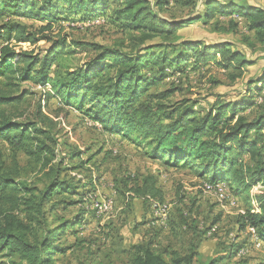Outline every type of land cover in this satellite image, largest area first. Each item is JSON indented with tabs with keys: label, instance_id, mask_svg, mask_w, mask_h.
<instances>
[{
	"label": "trees",
	"instance_id": "obj_1",
	"mask_svg": "<svg viewBox=\"0 0 264 264\" xmlns=\"http://www.w3.org/2000/svg\"><path fill=\"white\" fill-rule=\"evenodd\" d=\"M252 1L255 3L249 0H0V18L46 24L36 31L20 22L0 26V41H6L0 48V108H3L0 141L14 155L25 152L39 161L42 169L50 168L51 180L36 194L34 188L18 181L20 169L16 158L9 166L0 159V257L18 260L12 264H56L54 255L65 253L58 244L59 235L69 229L77 234L74 228L79 223L64 222L59 228L49 227L47 208L53 197L79 195L80 189L61 180L59 166H51L57 157V140L36 122L13 120L4 110L22 101L26 92L15 91L23 90L21 83L28 81L43 88L51 86L53 97L89 117L106 133L122 136L142 148L154 161L171 168H187L205 183L226 186L237 196L252 197L255 208L238 219V232L248 238V244L233 242L226 258L213 259L208 264L247 257H238V252L252 249L248 228L256 230L264 248V192L252 194L254 188L264 185V108H257L253 96L264 89V73L248 81L249 98L216 103L204 114L185 101L170 105L168 101L179 90L177 87L159 93L151 90L176 75L189 77L191 71L209 67L229 72L236 79L243 77L245 69L256 62L249 60L236 43L182 39L179 33L201 23L211 25L215 32L233 34L244 27L247 32L243 36L244 44L252 52L257 45L264 50V0ZM107 14L108 20L133 35L132 50L79 41L71 45L65 38L51 40L42 34L58 21L91 23L106 18ZM226 20L227 27L221 23ZM12 40L31 45L51 41V47L45 55L17 52L9 44ZM154 41L157 43L149 44ZM73 47L90 48L97 54L86 68L80 67L66 76L57 70L52 78L56 60L73 54ZM108 70L114 72L105 76ZM128 192V199L136 197L143 199L144 204L152 205V201L164 204L157 176L143 177ZM21 210L28 224L16 216ZM217 225L202 234L195 228L190 248L184 254L156 252L150 242L133 245L128 264H196L200 238L213 227L218 231ZM239 264L248 262L241 260Z\"/></svg>",
	"mask_w": 264,
	"mask_h": 264
},
{
	"label": "rangeland",
	"instance_id": "obj_2",
	"mask_svg": "<svg viewBox=\"0 0 264 264\" xmlns=\"http://www.w3.org/2000/svg\"><path fill=\"white\" fill-rule=\"evenodd\" d=\"M249 3L255 2L249 0ZM108 15L91 23L58 21L51 30L42 34L51 40L65 38L71 45L79 41L100 44L103 48L132 50L133 35L123 32L111 19L108 20ZM166 16L170 17L169 14ZM234 19L243 22L237 17ZM18 22L31 31L46 25L33 20L0 18V26ZM221 23L228 26V20ZM179 34L182 39H197L208 43L232 41L245 52L249 60L256 63L247 67L243 77L238 79L231 77L229 72L209 67L191 71L189 77L176 75L164 85L151 90L159 93L177 87L179 90L168 103L176 105L185 101L200 114L206 113L219 102H238L249 98L246 90L248 81L256 80L264 73V50L257 45L253 53L244 44L243 36L247 34L244 27L233 34L215 32L211 25L201 23L182 29ZM5 43L0 41V48ZM156 43L154 41L149 44ZM9 44L17 52L27 51L40 55H45L51 47V41L44 40L36 45L16 43L13 40ZM73 51V54L59 56L53 67L52 78H55L57 70L66 76L68 72L80 67L86 68L97 54L90 48L73 47ZM112 72L108 70L104 75ZM21 86L23 90L15 92H26V96L17 105L4 108L5 112L13 120L36 122L39 127L52 133L58 146L55 151L57 157L51 166L61 168L62 181L71 182L80 188L79 195L54 196L47 208L50 228H59L64 222L79 221L74 228L77 234L69 229L59 235L58 244L65 253L54 255L56 264H128L131 247L149 242L156 252L168 251L164 253L170 254L176 251L184 254L190 248L194 229L197 228V232L202 234L214 224H218V231L214 235H203L197 239L200 238L201 247L196 264H208L213 259L226 258L233 242L236 245L248 244V238L238 232V219L247 210L255 208L250 195L237 196L225 186L223 189L228 199L220 202L215 193L203 192L205 180L191 170L164 166L122 136L113 137L106 133L89 117L53 97L51 86L43 88L32 81L21 83ZM254 94L257 108H264V89L259 95ZM257 108L252 111L257 112ZM72 155L78 157L71 158ZM13 158H16L20 169L18 181L34 188L36 194L50 184V168L42 169L39 161L25 152L14 155L11 148L0 141V159L9 166ZM147 175L159 179L164 197L162 202L169 206L166 220L157 215L150 203L144 204L143 199H128L130 187L141 182ZM263 192L264 185L252 190L254 195ZM109 199H113V208L105 210ZM71 202L73 205H67ZM98 204L101 210L97 208ZM52 206L55 207L50 210ZM16 216L25 224L29 223L22 210ZM241 260L248 264H264V248L251 249L245 258L236 257L230 262L222 260L218 264H239ZM13 262L18 260L0 257V264Z\"/></svg>",
	"mask_w": 264,
	"mask_h": 264
},
{
	"label": "built area",
	"instance_id": "obj_3",
	"mask_svg": "<svg viewBox=\"0 0 264 264\" xmlns=\"http://www.w3.org/2000/svg\"><path fill=\"white\" fill-rule=\"evenodd\" d=\"M223 187L225 188V186H222V185H212L210 183H204L202 190L205 194L215 193L218 196L219 201L223 202L228 199V195L224 191ZM113 204H114L113 199H109L107 203L108 208L106 207L105 210H108V209L111 210L113 208ZM152 206L154 210L156 211L157 215H159L160 217L166 220V218L168 217L169 206L167 204H160L155 201H152ZM97 208L101 210V207L99 206V204L97 205ZM216 231H217V227H213L209 231L208 237L212 236ZM247 235L250 236V242L252 244V249H256V250L262 249V245L258 240L257 233L254 228H248ZM249 252L250 250L248 248H243L238 252V257L246 256L249 254Z\"/></svg>",
	"mask_w": 264,
	"mask_h": 264
},
{
	"label": "crops",
	"instance_id": "obj_4",
	"mask_svg": "<svg viewBox=\"0 0 264 264\" xmlns=\"http://www.w3.org/2000/svg\"><path fill=\"white\" fill-rule=\"evenodd\" d=\"M112 136H113V137H119V135H112ZM156 219H158V220H159L160 218H156Z\"/></svg>",
	"mask_w": 264,
	"mask_h": 264
}]
</instances>
